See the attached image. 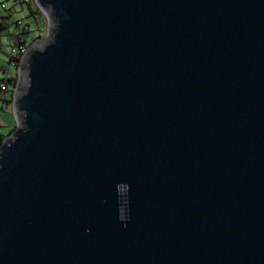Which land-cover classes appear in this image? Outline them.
Instances as JSON below:
<instances>
[{
    "label": "water",
    "instance_id": "obj_1",
    "mask_svg": "<svg viewBox=\"0 0 264 264\" xmlns=\"http://www.w3.org/2000/svg\"><path fill=\"white\" fill-rule=\"evenodd\" d=\"M32 1L0 264H264V0Z\"/></svg>",
    "mask_w": 264,
    "mask_h": 264
},
{
    "label": "rangeland",
    "instance_id": "obj_2",
    "mask_svg": "<svg viewBox=\"0 0 264 264\" xmlns=\"http://www.w3.org/2000/svg\"><path fill=\"white\" fill-rule=\"evenodd\" d=\"M4 15H6V19H3L5 27L0 31V80L11 85L17 75V68L8 63L9 50L13 46L12 39L18 32L14 28V21L23 20L29 25L28 36L34 42L46 37L47 21L32 0L28 3H23L21 0H0V16ZM6 115L5 110L0 107V120H5ZM8 120L9 125L5 127L0 125V134L4 137L15 129L16 121L12 110Z\"/></svg>",
    "mask_w": 264,
    "mask_h": 264
},
{
    "label": "built area",
    "instance_id": "obj_3",
    "mask_svg": "<svg viewBox=\"0 0 264 264\" xmlns=\"http://www.w3.org/2000/svg\"><path fill=\"white\" fill-rule=\"evenodd\" d=\"M21 1L23 3L30 2V0H21ZM13 24H14V28L18 30V34L15 36L12 44L13 46L9 50L8 63L9 65L15 66L17 68L20 63V59L23 52L30 44L34 43V40L28 36L29 25L26 22H24L23 20H16L14 21ZM17 81H18V74L16 75L11 85L3 81H0L1 92L12 91L11 100L13 98Z\"/></svg>",
    "mask_w": 264,
    "mask_h": 264
},
{
    "label": "crops",
    "instance_id": "obj_4",
    "mask_svg": "<svg viewBox=\"0 0 264 264\" xmlns=\"http://www.w3.org/2000/svg\"><path fill=\"white\" fill-rule=\"evenodd\" d=\"M4 17H6V15L0 16V19H2ZM17 34H18V32L14 35V38ZM13 39H12V43H13ZM0 81H2V80H0ZM0 94H2V95H0V102H1L0 107H1V109H4L6 114H7L5 120H3V121L0 120V125L5 127L6 125L10 124L8 118L10 117V112H11V110H10V108H11V97H10L9 91H7V92H1L0 91Z\"/></svg>",
    "mask_w": 264,
    "mask_h": 264
},
{
    "label": "trees",
    "instance_id": "obj_5",
    "mask_svg": "<svg viewBox=\"0 0 264 264\" xmlns=\"http://www.w3.org/2000/svg\"><path fill=\"white\" fill-rule=\"evenodd\" d=\"M3 19H6V17H4V18H2L0 20V31L3 30V28L5 27V24L3 22ZM9 93H10V97H11L12 91H9ZM3 139H4V136L0 134V143L2 142Z\"/></svg>",
    "mask_w": 264,
    "mask_h": 264
}]
</instances>
